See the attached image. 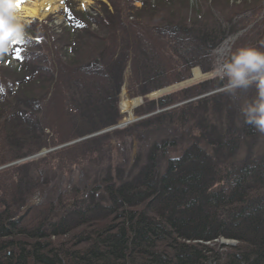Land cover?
Listing matches in <instances>:
<instances>
[{
    "label": "trees",
    "instance_id": "obj_1",
    "mask_svg": "<svg viewBox=\"0 0 264 264\" xmlns=\"http://www.w3.org/2000/svg\"><path fill=\"white\" fill-rule=\"evenodd\" d=\"M113 2V19L104 14L98 23L108 31L99 50L79 64L62 62L57 53L56 78L27 77L26 86L45 80L52 90L45 87L32 99L15 94L11 106L0 91V167L42 148L57 149L0 170V264H264V150L239 158L240 145L257 129L230 110L225 94L213 93L223 81L148 101L134 112L146 119L96 135L122 119L118 95L126 64L128 96L145 98L188 80L193 68L212 71V50L230 35H238L233 50L264 51V0H212L200 20L195 15L156 25L150 24L153 14L144 24L128 21ZM63 15L75 47L96 17L75 5H66ZM127 47L134 59L118 57ZM179 129L187 130L182 138ZM124 133L136 142L158 134L132 178L104 176L85 189L43 199L46 169L84 164ZM222 239L234 244H217Z\"/></svg>",
    "mask_w": 264,
    "mask_h": 264
},
{
    "label": "rangeland",
    "instance_id": "obj_2",
    "mask_svg": "<svg viewBox=\"0 0 264 264\" xmlns=\"http://www.w3.org/2000/svg\"><path fill=\"white\" fill-rule=\"evenodd\" d=\"M27 1L28 0H22L20 6H24ZM247 1L248 3H252L251 1L253 0ZM108 3L109 0H90L89 4H85L80 0H57L52 4L53 7H57L55 10L48 11L44 16L25 18L26 35L20 39H8L7 47L0 51V91L3 89L4 92L2 97L8 98L4 103H8L11 106V104H13V96L21 92H24L27 95L25 96L26 98L32 99V96L39 95V92H43L45 87L50 88V86L45 83V80L33 86H26L29 82L27 77H41L43 79L56 78L57 76L54 75L56 72L53 69L57 67V63L56 65L54 63L57 59H59L57 57V53L60 55L62 62H66V60L68 61L71 59V62L79 64L82 60L87 58L88 53L90 54L92 51L99 50L102 47V41L105 40H102L101 37L102 35H107L108 31L102 33V29H104L103 24L101 26L98 23H102L104 21V18L106 17L104 14H109L110 18L113 19L112 8ZM113 3H120V8L126 11L125 16L128 18V21H134L137 19L142 21L140 23H147L145 22V15L153 14L154 16H151L152 18L150 17L151 25H156L158 24V21L162 22L167 19H172V22L176 23L178 20H185L187 17L195 18V15L198 16L196 19L200 20L203 15H208L210 13L206 8L213 6L212 0H114ZM240 3H242V0H229L230 5H239ZM66 5L70 7L75 5L77 11L80 13H88V15L96 17V22L91 23L92 25L89 28L88 34H79L82 39L77 42L78 44L75 47L73 45L74 42H72L73 36L67 39V31L64 27L66 22H64L65 18L63 13ZM158 5L159 10L156 11L154 6ZM152 8L155 9L156 14L152 12ZM142 9H144V11L140 13ZM200 11L202 12L200 13ZM215 14L218 15V13ZM76 19V21L80 20L79 18ZM251 26L252 23L249 27ZM109 29H112V25ZM119 31L121 35L124 36V31L121 29ZM90 33L97 34V37L99 38L90 37ZM204 33L208 35L207 31ZM240 33L241 32L238 34ZM237 36V34L228 36L227 39L224 40L225 42H221L217 48L212 50L211 58L213 59V65L216 63L218 64L219 58H227L230 55L233 51L232 46ZM60 37H62L63 40ZM131 38L134 39V36H131ZM13 41H15V43H13ZM125 50L126 51H123L121 49L118 57H121V59H134V53H131V55L127 57L130 52H127L128 47L125 48ZM17 54L19 55V59L16 58ZM20 64H22V66H20ZM196 69L200 72L199 68H193L191 71V77L188 80L168 87V90L164 93L157 94L158 92H154L145 98H131L128 96V81L131 71L128 64H126L123 73L124 79L118 95V108L120 115H122V119L120 120L121 122H118L117 126L97 133L96 135L107 132L111 133L114 130H121L127 126L132 127L135 123L146 119L148 115L137 117L134 112L148 101H157L159 97L171 92H176L210 79H214L207 76L210 73L202 72H200L202 77L195 79L194 70ZM52 89L50 88L48 90ZM253 90L254 89L240 91L236 97L222 92L221 88L213 91V93L217 92L225 94L226 98L229 99L227 100V105L230 110L241 114L240 109L243 104L254 98L255 92H253ZM45 91H47V88ZM57 131L61 130L57 129ZM178 132L180 138H182L187 130L179 129ZM46 134L48 135L47 137L49 140L53 139L51 135L52 133L50 134L47 131ZM125 135L126 133L122 134L119 138L118 136L113 138L108 146L103 148L100 152H98V154H94L93 157L84 164L72 166L67 170L62 169L59 166L56 168L54 165L49 169H46L42 173L43 179L47 182V188L44 191L43 199L49 200L58 193L66 191L74 190L75 192L77 190L85 189L91 183H94L95 180L104 176L110 175L113 179V177H118L117 174H120L122 178L124 176V178H132L134 176L135 169L147 160V157L150 154V145L151 143H154L153 136L158 134L155 133L151 135L150 133H146L141 136L143 139L142 142H136V140L132 138L133 136L130 137ZM163 137L164 136L160 138ZM161 141V139H158L157 143H160ZM76 142L78 141L70 142L66 146H72ZM55 150L42 148L35 155L21 161H16L11 165L37 161L45 158L49 152H53ZM84 150L86 149L84 148ZM263 150L264 133H260L256 130L255 134H253L250 138H247L245 142L240 145L238 156L241 159H246V157L255 158L262 155ZM179 154L180 152L177 153V155ZM11 165L0 167V170L8 168ZM217 244L227 245L234 244V242L222 239ZM85 248L86 247L84 245H80V249Z\"/></svg>",
    "mask_w": 264,
    "mask_h": 264
},
{
    "label": "clouds",
    "instance_id": "obj_3",
    "mask_svg": "<svg viewBox=\"0 0 264 264\" xmlns=\"http://www.w3.org/2000/svg\"><path fill=\"white\" fill-rule=\"evenodd\" d=\"M26 35V22L17 12L15 0H0V51L8 39ZM264 46V43H262ZM214 75L223 81L221 91L236 97L240 91L255 90V96L240 109L244 123L264 133V51L253 46L236 47L221 57Z\"/></svg>",
    "mask_w": 264,
    "mask_h": 264
},
{
    "label": "bare ground",
    "instance_id": "obj_4",
    "mask_svg": "<svg viewBox=\"0 0 264 264\" xmlns=\"http://www.w3.org/2000/svg\"><path fill=\"white\" fill-rule=\"evenodd\" d=\"M55 1L57 0H28L26 4H24V6L22 7L20 5L19 7H17L16 5V10L24 19L40 17V16H44L48 11L50 10L53 11L57 8L52 6L53 2ZM80 1L85 4L90 3V0H80ZM15 4H16V0H15ZM214 66L217 67L218 64L216 63L215 65H213V67ZM200 72L197 69L194 70L195 79H199L202 77Z\"/></svg>",
    "mask_w": 264,
    "mask_h": 264
},
{
    "label": "snow or ice",
    "instance_id": "obj_5",
    "mask_svg": "<svg viewBox=\"0 0 264 264\" xmlns=\"http://www.w3.org/2000/svg\"><path fill=\"white\" fill-rule=\"evenodd\" d=\"M22 2V0H16V5L17 7H19L20 3ZM13 43H15V41H13ZM17 59H19V55L17 54Z\"/></svg>",
    "mask_w": 264,
    "mask_h": 264
},
{
    "label": "water",
    "instance_id": "obj_6",
    "mask_svg": "<svg viewBox=\"0 0 264 264\" xmlns=\"http://www.w3.org/2000/svg\"><path fill=\"white\" fill-rule=\"evenodd\" d=\"M168 90V89H167ZM167 90H163V91H161V92H158L157 94H161V93H164L165 91H167Z\"/></svg>",
    "mask_w": 264,
    "mask_h": 264
}]
</instances>
